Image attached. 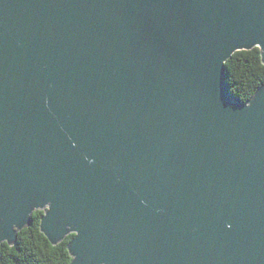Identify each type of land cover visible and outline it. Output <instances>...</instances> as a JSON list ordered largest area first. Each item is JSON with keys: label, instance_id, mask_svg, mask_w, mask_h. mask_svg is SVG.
I'll list each match as a JSON object with an SVG mask.
<instances>
[{"label": "water", "instance_id": "95a60500", "mask_svg": "<svg viewBox=\"0 0 264 264\" xmlns=\"http://www.w3.org/2000/svg\"><path fill=\"white\" fill-rule=\"evenodd\" d=\"M264 0H0V244L34 211L70 264H264Z\"/></svg>", "mask_w": 264, "mask_h": 264}, {"label": "trees", "instance_id": "16d2710c", "mask_svg": "<svg viewBox=\"0 0 264 264\" xmlns=\"http://www.w3.org/2000/svg\"><path fill=\"white\" fill-rule=\"evenodd\" d=\"M245 53H252L246 55ZM264 66L260 51L234 53L224 64L225 81L231 94L247 103L264 83ZM43 211H34L32 223L17 233L14 245L0 244V264H70L67 245L74 235L67 236L61 243L52 246L39 230Z\"/></svg>", "mask_w": 264, "mask_h": 264}, {"label": "snow or ice", "instance_id": "6c2138e0", "mask_svg": "<svg viewBox=\"0 0 264 264\" xmlns=\"http://www.w3.org/2000/svg\"><path fill=\"white\" fill-rule=\"evenodd\" d=\"M257 49H259V45H257ZM246 55H252V53H245ZM264 67V66H262Z\"/></svg>", "mask_w": 264, "mask_h": 264}]
</instances>
